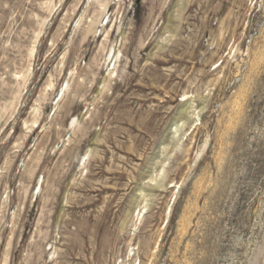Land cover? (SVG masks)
<instances>
[{
  "label": "rangeland",
  "instance_id": "1",
  "mask_svg": "<svg viewBox=\"0 0 264 264\" xmlns=\"http://www.w3.org/2000/svg\"><path fill=\"white\" fill-rule=\"evenodd\" d=\"M59 1L0 0V264H264V0H110L87 35Z\"/></svg>",
  "mask_w": 264,
  "mask_h": 264
},
{
  "label": "bare ground",
  "instance_id": "2",
  "mask_svg": "<svg viewBox=\"0 0 264 264\" xmlns=\"http://www.w3.org/2000/svg\"><path fill=\"white\" fill-rule=\"evenodd\" d=\"M63 1V0H62ZM62 1L60 0L59 2L62 3ZM58 3V2H57ZM56 3V4H57ZM60 3V4H61ZM47 10H51V8L53 7V0H46V3H44ZM93 6V14L90 16L91 18L87 21V25L84 27L83 29V32L87 35V34H93L96 32V28L97 26L100 24L101 22V17H104V15L106 14V11H107V8L110 4V0H89L88 1V5H91ZM59 6V5H58ZM57 6V7H58ZM54 8V7H53ZM75 10V9H74ZM73 10V11H74ZM76 11V10H75ZM69 14V13H68ZM67 15V14H66ZM66 17V16H65ZM81 17H85L84 15H82ZM81 22V20L79 21V23ZM223 31L222 29L220 28L218 30V33L214 36L213 34L210 35L209 37V41H208V45L210 44V41L215 38L214 40V43H215V46H214V49H216L220 42L223 40ZM34 52V49L31 50L30 54L32 55ZM119 58H120V52L118 50H115L113 47H111L107 53V56H106V60H110V63L113 62V67L112 69L107 73V77L109 79H111L113 77V75L115 76V67H116V64L119 62ZM17 79L19 78H23L22 76H17L16 77ZM47 88L49 90H51V88H53V83L51 81H49L48 85H47ZM190 99V97H186V95L184 96L183 100L182 101H188ZM204 109V107H201L199 109H193L190 113H191V116L189 118H186L185 116H183L181 119H184L185 120H191L192 123L195 122V118H192L193 116H196L198 115L200 112H202ZM35 111V110H34ZM37 111V110H36ZM183 112V111H182ZM197 121V119H196ZM77 122L76 121H73L70 123L69 127L72 129L75 124ZM176 123V122H175ZM175 123H172V127L173 125H176ZM26 124V123H25ZM184 122L181 124L183 125ZM177 128V127H175ZM157 187H161L160 185H158ZM145 207V206H144ZM142 207V208H144ZM140 214V211L139 213L136 215L138 217V215Z\"/></svg>",
  "mask_w": 264,
  "mask_h": 264
},
{
  "label": "water",
  "instance_id": "3",
  "mask_svg": "<svg viewBox=\"0 0 264 264\" xmlns=\"http://www.w3.org/2000/svg\"><path fill=\"white\" fill-rule=\"evenodd\" d=\"M215 43H214V39H212V45H214Z\"/></svg>",
  "mask_w": 264,
  "mask_h": 264
}]
</instances>
